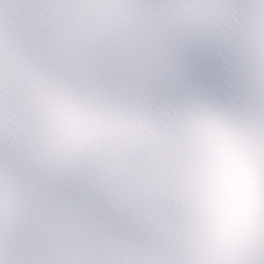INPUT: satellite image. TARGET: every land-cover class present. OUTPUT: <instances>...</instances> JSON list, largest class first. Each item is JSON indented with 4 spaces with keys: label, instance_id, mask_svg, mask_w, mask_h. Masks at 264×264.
<instances>
[{
    "label": "clouds",
    "instance_id": "9594fccd",
    "mask_svg": "<svg viewBox=\"0 0 264 264\" xmlns=\"http://www.w3.org/2000/svg\"><path fill=\"white\" fill-rule=\"evenodd\" d=\"M0 264H264V0H0Z\"/></svg>",
    "mask_w": 264,
    "mask_h": 264
}]
</instances>
